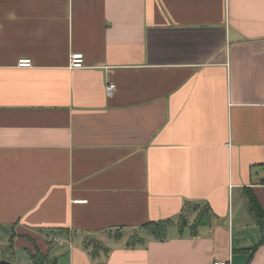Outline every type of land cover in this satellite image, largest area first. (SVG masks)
Masks as SVG:
<instances>
[{
  "label": "crops",
  "instance_id": "1",
  "mask_svg": "<svg viewBox=\"0 0 264 264\" xmlns=\"http://www.w3.org/2000/svg\"><path fill=\"white\" fill-rule=\"evenodd\" d=\"M262 165L264 0H0V237L14 249L264 264ZM185 202L212 224L180 231ZM168 219L144 248L108 233Z\"/></svg>",
  "mask_w": 264,
  "mask_h": 264
},
{
  "label": "trees",
  "instance_id": "2",
  "mask_svg": "<svg viewBox=\"0 0 264 264\" xmlns=\"http://www.w3.org/2000/svg\"><path fill=\"white\" fill-rule=\"evenodd\" d=\"M260 168L264 170V165L260 166ZM250 208L259 225L263 228L264 212L258 207V203L254 198H250ZM213 216L212 209L208 205L201 207L200 204L196 202H185L177 226L180 231H182L190 225L193 233H196L201 227L211 225ZM192 217H194L193 220ZM175 223L176 222L172 219L156 222L152 221L147 222L138 228H117L114 232L108 231V233L112 234L113 239L116 241H123L126 239V247L128 248H144L146 247L149 238L161 242L166 241L168 239L169 230L175 225ZM91 245L94 250L93 256H96V253L103 249V247L96 243V241L89 239L85 246L88 248ZM255 250L256 248L249 249L252 253ZM30 256L33 264H47L50 261V258L44 256L37 246H35V250L34 252H31Z\"/></svg>",
  "mask_w": 264,
  "mask_h": 264
},
{
  "label": "rangeland",
  "instance_id": "3",
  "mask_svg": "<svg viewBox=\"0 0 264 264\" xmlns=\"http://www.w3.org/2000/svg\"><path fill=\"white\" fill-rule=\"evenodd\" d=\"M117 242L119 243L118 245H121L126 242V239L123 241H116L113 243H117ZM56 259H57L56 255L53 256L52 261H49L48 264H59L58 262L55 263ZM1 261H8L13 264H33L29 253H27L25 250L14 249L11 242L9 243L7 240H5L4 237H0V262Z\"/></svg>",
  "mask_w": 264,
  "mask_h": 264
},
{
  "label": "built area",
  "instance_id": "4",
  "mask_svg": "<svg viewBox=\"0 0 264 264\" xmlns=\"http://www.w3.org/2000/svg\"><path fill=\"white\" fill-rule=\"evenodd\" d=\"M20 68H32L33 63L29 59L20 60L18 63ZM86 67L85 55L82 53H74L71 55L70 68L71 69H84ZM117 92V85L115 83H108L106 86V94L112 98ZM214 264H232L231 258L228 261L215 260Z\"/></svg>",
  "mask_w": 264,
  "mask_h": 264
},
{
  "label": "water",
  "instance_id": "5",
  "mask_svg": "<svg viewBox=\"0 0 264 264\" xmlns=\"http://www.w3.org/2000/svg\"><path fill=\"white\" fill-rule=\"evenodd\" d=\"M92 237L94 238V237H96V235L93 234ZM55 263H56V260H55ZM0 264H13V263L8 262V261H1Z\"/></svg>",
  "mask_w": 264,
  "mask_h": 264
}]
</instances>
